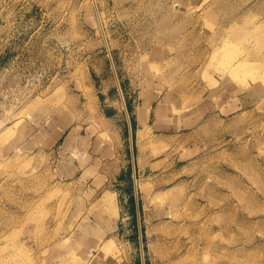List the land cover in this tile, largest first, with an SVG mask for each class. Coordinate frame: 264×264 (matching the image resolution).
<instances>
[{"label":"rangeland","instance_id":"obj_1","mask_svg":"<svg viewBox=\"0 0 264 264\" xmlns=\"http://www.w3.org/2000/svg\"><path fill=\"white\" fill-rule=\"evenodd\" d=\"M0 264H264V0H0Z\"/></svg>","mask_w":264,"mask_h":264},{"label":"crops","instance_id":"obj_2","mask_svg":"<svg viewBox=\"0 0 264 264\" xmlns=\"http://www.w3.org/2000/svg\"><path fill=\"white\" fill-rule=\"evenodd\" d=\"M115 121V120H114ZM134 121V122H133ZM133 121H131V120H125L124 121V128H125V133H127V137L129 138V139H131L132 138V126L133 125H135V123H136V121L135 120H133ZM81 132H78V131H73V132H71V133H73V134H71V135H73V137H77V138H83L82 136H83V130H80ZM113 130H110V133L112 132ZM56 135H58V138L60 137H62V131H60L58 134H56ZM55 135V136H56ZM96 137H97V135L96 134H93V136H91L90 138L92 139L91 141L92 142H94L95 143V139H96ZM59 138V139H60ZM57 140V139H56ZM92 142H91V144H92ZM128 159H130L131 160V163H129L128 164V167H127V169H128V175H129V177H128V181L126 182L127 183V185H128V191H129V194H130V197H129V204H130V213H131V215H132V219H133V222H135L136 220H137V218H138V213H139V203H138V201L136 200V198H135V196L133 195V193H132V186H131V184L133 183V181H132V173L134 172V174H135V168H134V157H132V154L131 153H129L128 152ZM97 159H99V157L95 154L94 155V157H92V156H88V160H89V163L87 164V168L88 169H90L91 167H93L92 166V164H96V160ZM107 159V158H106ZM108 160H109V158H108ZM81 168H79L78 169V172H76L77 174H75V175H79L80 173H81ZM74 175V176H75ZM98 175V168L96 167V169H95V177ZM58 177V176H57ZM74 177H71V178H69V179H73ZM92 179H95V178H92ZM91 179V180H92ZM118 180H120V181H124L123 179H122V176H119V178H118Z\"/></svg>","mask_w":264,"mask_h":264},{"label":"bare ground","instance_id":"obj_3","mask_svg":"<svg viewBox=\"0 0 264 264\" xmlns=\"http://www.w3.org/2000/svg\"><path fill=\"white\" fill-rule=\"evenodd\" d=\"M214 6V5H213ZM239 18V17H238ZM231 27V26H230ZM229 29V28H228ZM229 35V34H228ZM230 36V35H229ZM226 37H228V36H226ZM224 38V37H223ZM243 47H244V45H243ZM218 48V47H217ZM247 48V47H246ZM245 48V49H246ZM248 50H249V48H248ZM254 52V51H253ZM251 53V52H250ZM247 54V53H246ZM242 57H243V55H242ZM239 58V57H238ZM251 58V57H250ZM251 59H253V58H251ZM214 60V59H213ZM220 61V60H219ZM250 61V60H249ZM248 61V62H249ZM223 62V61H222ZM250 64V63H249ZM252 65V64H251ZM226 66V65H225ZM227 67V66H226ZM241 67V66H240ZM248 67V66H247ZM251 67V66H250ZM228 68V67H227ZM223 73V72H222ZM110 203V200H109V197H108V195L107 196H105L104 198H103V201H102V204L103 205H107V204H109Z\"/></svg>","mask_w":264,"mask_h":264},{"label":"trees","instance_id":"obj_4","mask_svg":"<svg viewBox=\"0 0 264 264\" xmlns=\"http://www.w3.org/2000/svg\"><path fill=\"white\" fill-rule=\"evenodd\" d=\"M123 179V178H122Z\"/></svg>","mask_w":264,"mask_h":264}]
</instances>
